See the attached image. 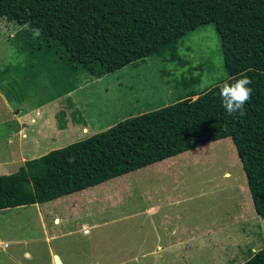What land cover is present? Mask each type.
<instances>
[{
  "label": "rangeland",
  "instance_id": "obj_1",
  "mask_svg": "<svg viewBox=\"0 0 264 264\" xmlns=\"http://www.w3.org/2000/svg\"><path fill=\"white\" fill-rule=\"evenodd\" d=\"M21 29L0 17L2 175L228 77L212 22L183 37L181 62L156 54L101 78L68 69L64 51ZM63 70L76 71L73 89L42 106ZM198 73L201 82L184 84ZM262 248L264 218L231 137L45 203L0 209V264H55V254L63 264H242Z\"/></svg>",
  "mask_w": 264,
  "mask_h": 264
},
{
  "label": "trees",
  "instance_id": "obj_2",
  "mask_svg": "<svg viewBox=\"0 0 264 264\" xmlns=\"http://www.w3.org/2000/svg\"><path fill=\"white\" fill-rule=\"evenodd\" d=\"M0 17L22 26L17 35L42 38L64 51L68 69L81 68L96 78L156 54L181 62L183 37L212 22L228 72L212 87L191 89L170 105L0 174V209L45 203L231 137L254 207L264 218V0H0ZM37 28L40 35L34 36ZM75 72H58L51 97L73 89L69 76ZM190 75L185 85L201 82V73ZM244 75L252 81L251 99L243 115L230 116L219 88ZM242 264H264V248Z\"/></svg>",
  "mask_w": 264,
  "mask_h": 264
},
{
  "label": "clouds",
  "instance_id": "obj_3",
  "mask_svg": "<svg viewBox=\"0 0 264 264\" xmlns=\"http://www.w3.org/2000/svg\"><path fill=\"white\" fill-rule=\"evenodd\" d=\"M34 36L40 35V30H33ZM251 78L244 75L235 79L234 82H224L219 88V95L222 98V107L228 115H243L247 102L250 101L253 89Z\"/></svg>",
  "mask_w": 264,
  "mask_h": 264
},
{
  "label": "crops",
  "instance_id": "obj_4",
  "mask_svg": "<svg viewBox=\"0 0 264 264\" xmlns=\"http://www.w3.org/2000/svg\"><path fill=\"white\" fill-rule=\"evenodd\" d=\"M1 93H2V92H1ZM1 93H0L1 100H2L4 103H7L8 100H6V99L4 98V94H3V93L1 94ZM64 95H65V94H64ZM61 96H63V95H60V96H58V97H57V96H56V97H51V98H52L51 100L46 101V102L42 103L41 105H42V106H45V104H48V103H50V101H53V100H55V99H58V98H60ZM24 99H25V97L22 98V100H24ZM43 104H44V105H43ZM42 106H39V107H42ZM20 112L23 113L22 116H26V114H30L31 110L28 111V112H26V114H25V112L22 111L21 109H16V113H17V114L20 113ZM13 115H14V113L9 117V119L12 118ZM31 118H32V117H31ZM20 133H21V132H20ZM7 135H8V134H7ZM25 161H26V160H25Z\"/></svg>",
  "mask_w": 264,
  "mask_h": 264
},
{
  "label": "water",
  "instance_id": "obj_5",
  "mask_svg": "<svg viewBox=\"0 0 264 264\" xmlns=\"http://www.w3.org/2000/svg\"><path fill=\"white\" fill-rule=\"evenodd\" d=\"M54 261H55V264H63L60 256L57 254L54 255Z\"/></svg>",
  "mask_w": 264,
  "mask_h": 264
}]
</instances>
